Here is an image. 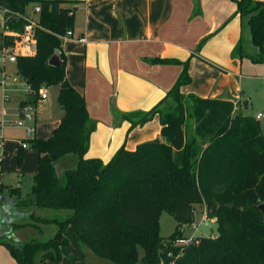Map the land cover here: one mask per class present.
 I'll use <instances>...</instances> for the list:
<instances>
[{
	"label": "trees",
	"instance_id": "16d2710c",
	"mask_svg": "<svg viewBox=\"0 0 264 264\" xmlns=\"http://www.w3.org/2000/svg\"><path fill=\"white\" fill-rule=\"evenodd\" d=\"M233 2L257 54L245 52L241 36L231 56L264 64V1ZM76 4L0 0L5 17L1 45L10 49L29 24L27 7L40 8L34 52L18 56L15 64L28 89L20 109L36 107L40 91L56 86L63 111L52 137L30 141L38 154L30 193L20 199L15 195L19 188H10L6 200L0 199V245L17 264H59L71 226L85 252L110 264H264V217L254 208L264 203L260 121L232 100L181 95L179 88L190 83L188 61L175 86L151 111L121 116L130 129L158 116L160 139L132 151L121 147L107 163L85 157L95 123L88 118L84 97L66 79L62 39L73 32ZM55 50L62 64L52 68L46 62ZM150 63L179 64L173 59ZM4 187L0 180V195ZM195 206L204 208L216 232L195 238L178 256L181 249L173 243L183 239L182 228L193 222ZM43 210L58 216H40ZM163 211L177 224L169 241L159 236ZM42 224L57 226L54 238L44 239Z\"/></svg>",
	"mask_w": 264,
	"mask_h": 264
},
{
	"label": "crops",
	"instance_id": "0c3cea01",
	"mask_svg": "<svg viewBox=\"0 0 264 264\" xmlns=\"http://www.w3.org/2000/svg\"><path fill=\"white\" fill-rule=\"evenodd\" d=\"M60 1L77 3L74 36L63 40V52L66 79L84 97L88 118L95 123L86 158L107 163L121 147L132 151L160 139L158 116L133 129L121 116L151 111L175 86L187 61L190 83L179 88L181 95L232 100L235 106L246 101L247 114L264 112L255 109L241 85L242 60L231 56L241 36L243 43L250 42L233 0ZM82 37L84 43L78 40ZM153 59L179 64H152ZM66 235L68 246L59 264H110L85 252L71 226ZM0 264H17L1 245Z\"/></svg>",
	"mask_w": 264,
	"mask_h": 264
},
{
	"label": "rangeland",
	"instance_id": "374dc122",
	"mask_svg": "<svg viewBox=\"0 0 264 264\" xmlns=\"http://www.w3.org/2000/svg\"><path fill=\"white\" fill-rule=\"evenodd\" d=\"M35 7H27V14L31 20L37 21L38 14ZM4 29V14L0 10V53L3 54L10 48L2 47L1 34ZM247 39L244 42V50L248 55H256L257 51ZM14 49V47L12 48ZM238 70L242 74L241 85L249 93L256 110L264 111V64L254 63L251 59H241ZM15 64L6 63L0 67V168H2V182L4 190L2 197L8 196L10 188L20 187L19 193H15L20 199L26 198L30 193L33 177L37 172L38 154L30 147L33 139L46 140L53 136L57 122L60 121L63 111L58 105V87L45 88L46 100H40L36 107L30 106L24 114L20 109V103L28 95L26 83L17 75ZM33 108V109H32ZM251 113V111H249ZM27 115L31 120L27 119ZM250 115V114H249ZM24 119L25 127L17 123ZM264 129V119L260 121ZM32 127L31 129L27 127ZM32 130V132H28ZM58 212L43 210L38 212L43 217L58 216ZM159 236L164 241H169L175 235L176 222L167 212H161L158 218ZM40 229L44 239L54 238L57 232L55 224H42ZM216 232V226L205 219L203 208L195 206L193 222L182 228V240L178 241L177 248L181 252L198 237H210ZM67 238V235H66ZM181 241V242H180ZM175 243L173 246L175 247ZM142 250L139 249V255ZM176 257L178 259L179 257Z\"/></svg>",
	"mask_w": 264,
	"mask_h": 264
},
{
	"label": "built area",
	"instance_id": "2783aa9c",
	"mask_svg": "<svg viewBox=\"0 0 264 264\" xmlns=\"http://www.w3.org/2000/svg\"><path fill=\"white\" fill-rule=\"evenodd\" d=\"M35 13L38 14L40 12V8L38 6L35 7ZM37 27L36 21H33L30 19L29 24H27L24 28L23 34L20 36V39L17 41L14 49H8L5 51V53L1 54L0 53V67H4V65L8 62L10 64H16V59L18 56H29L34 52L35 49V39H34V29ZM74 36L73 32L68 31L66 32V35L62 38L63 40L67 38H72ZM80 42L84 43L85 40L84 38H79L78 39ZM47 98V93L45 88H43L40 91V99L45 100ZM27 108H23V113L25 114L27 112ZM33 109V108H32ZM22 110V109H21ZM255 120L261 121L264 119V112L256 114L254 116ZM27 119L31 120V117L27 115ZM18 126H24L25 127V120L22 119L17 123ZM28 128H32L29 126H26ZM28 132H32V130H29ZM178 241L177 244L175 243L176 247L178 246ZM181 242V241H180Z\"/></svg>",
	"mask_w": 264,
	"mask_h": 264
},
{
	"label": "water",
	"instance_id": "95a60500",
	"mask_svg": "<svg viewBox=\"0 0 264 264\" xmlns=\"http://www.w3.org/2000/svg\"><path fill=\"white\" fill-rule=\"evenodd\" d=\"M4 14V13H3ZM4 22H5V17H4ZM62 64L61 57H60V52L59 50H55L53 55L47 60L46 65L52 68H57ZM243 109H247V102L245 101L243 103ZM0 199H6V197H2ZM257 211H259L262 216L264 217V203L256 205L254 207ZM32 215V214H30Z\"/></svg>",
	"mask_w": 264,
	"mask_h": 264
}]
</instances>
